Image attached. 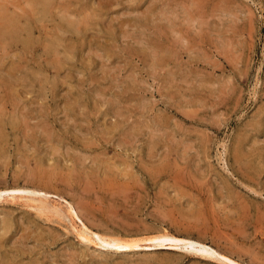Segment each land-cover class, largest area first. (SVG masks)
<instances>
[{
  "label": "rangeland",
  "instance_id": "obj_1",
  "mask_svg": "<svg viewBox=\"0 0 264 264\" xmlns=\"http://www.w3.org/2000/svg\"><path fill=\"white\" fill-rule=\"evenodd\" d=\"M4 1L0 264H264V0Z\"/></svg>",
  "mask_w": 264,
  "mask_h": 264
},
{
  "label": "bare ground",
  "instance_id": "obj_2",
  "mask_svg": "<svg viewBox=\"0 0 264 264\" xmlns=\"http://www.w3.org/2000/svg\"><path fill=\"white\" fill-rule=\"evenodd\" d=\"M5 1H6V0H5ZM5 1H4V2H5ZM35 2H37V1H35ZM40 2H41V1L39 0V3H40ZM37 3H38V2H37ZM41 4L44 5V1H43V0H42ZM41 4H39V5L41 6ZM45 4H47L46 1H45ZM49 4H50V1H49L48 5H49ZM10 5H11V4H10ZM39 5H38V6H39ZM43 5H42V8L39 6V7L42 9V11L40 10L41 13H43V11H45V9H47V8H44V7H46V6L43 7ZM43 9H44V10H43ZM11 11H12V10H11ZM1 12H2V11H0V13H1ZM3 12L6 13V11H4V10H3ZM44 13H45V12H44ZM6 16H7V15H6ZM24 16H25V15H24ZM7 17H8V16H7ZM12 17H14V16H12ZM0 18H1V17H0ZM2 18H3V17H2ZM5 18H6V17H5ZM9 18H10V17H9ZM3 19H4V18H3ZM12 19L14 20V18H12ZM13 20H10V19H7V18H6V20H3L0 24L2 25V28H3V27H4L3 25H5V23H10V22H12ZM38 20H39V19H38ZM17 22H18V21H17ZM0 27H1V26H0ZM17 27H18V26H17ZM4 28H5V27H4ZM7 28H8V26H7ZM7 28H5V30H7ZM11 28H12V27H11ZM13 28H14V27H13ZM0 29H1V28H0ZM8 29H10V27H9ZM18 29H20V28L18 27ZM2 30H3V29H2ZM2 30H0V31H2ZM5 30H4V32L6 33L8 30H7V31H5ZM4 32H3L2 37H3L4 34H5ZM10 32H11V30H10ZM10 32H9V35H11ZM7 34H8V33H6V35H7ZM12 34L15 35L14 33H12ZM0 36H1V35H0ZM2 37H1V38H2ZM5 37H6V36H5ZM5 37H3V39H5ZM8 37H10V36H8ZM8 37H7V38H8ZM11 37H12V35H11ZM16 38H17V37H16ZM12 39H15V38L12 37ZM25 41H26V40H25ZM26 42H27V41H26ZM17 103H18V102H17ZM11 120H13V119H11ZM12 122H13V121H12ZM12 122H10V123L12 124ZM15 122H16V121H15ZM13 124H14V123H13ZM155 147H156V146H155ZM182 152H183V151H182ZM239 154H240V152H239ZM242 154H243V153H242ZM244 155H245V154H244ZM237 156H238V154H237ZM239 156H240V155H239ZM169 163H170V162H169ZM140 165H141V164H140ZM144 166H145V165H144ZM252 167H253V166H252ZM140 168H142V165H141ZM144 168H145V167H144ZM125 170H126V169H125ZM144 170H145V169H144ZM105 172L108 173V171H105ZM142 172H143V171H142ZM147 172H149V171H147ZM150 172H151V171H150ZM150 172L148 173V175L150 174ZM153 172H155V171H153ZM153 172H152V176H153ZM73 173H74V172H73ZM111 173H112V172H111ZM128 173H129V172H128ZM158 173H159V172H158ZM44 174H45V172H44ZM75 174H76V173H75ZM109 174H110V172H109ZM130 174H131V173H130ZM156 174H157V173H156ZM126 175H129V174H126ZM150 175H151V174H150ZM124 176H125V174H124ZM91 177H92V176H91ZM87 181H88V180H87ZM86 186H87V185H86ZM45 187H46V184H45ZM87 187H88V186H87ZM87 187H86V188H87ZM82 189H83V188H82ZM82 191H83V190H82ZM229 192H230V191H229ZM231 196H233V195L231 194ZM232 198H233V197H232ZM234 203L236 204L235 201H234ZM238 205H239V203H238ZM239 206H240V208L242 207L241 205H239ZM239 206H238V207H239ZM244 208H245V206H244ZM244 208H242V209H244ZM242 209H241V210H242ZM248 211H249V210H248ZM248 211H247V213H248ZM45 212H46V211H45ZM245 212H246V211H245ZM243 213H244V212H243ZM9 222H10V220H9ZM9 222H8V224H7L8 226H9ZM3 226H4V225H3ZM95 236H96V235H95ZM97 238H98L99 242H102V243H105V244H109V245L114 244L116 247L121 246V243H120V240H119V239L109 238V240L106 241V240H104V238H101L99 234L97 235ZM130 245H133V242H129V243H128L127 245H125V246H130ZM262 257H263V256H262ZM9 260H10V259H9ZM262 260H263V259H262ZM9 262H10V261H9ZM16 263H18V262H16ZM21 263H22V262H21ZM13 264H14V263H13ZM22 264H23V263H22ZM24 264H25V263H24ZM26 264H27V263H26Z\"/></svg>",
  "mask_w": 264,
  "mask_h": 264
}]
</instances>
